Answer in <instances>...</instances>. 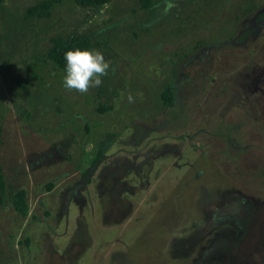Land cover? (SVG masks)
Segmentation results:
<instances>
[{
    "label": "rangeland",
    "instance_id": "374dc122",
    "mask_svg": "<svg viewBox=\"0 0 264 264\" xmlns=\"http://www.w3.org/2000/svg\"><path fill=\"white\" fill-rule=\"evenodd\" d=\"M40 1L0 4V264H264V0ZM74 33L83 93L46 56Z\"/></svg>",
    "mask_w": 264,
    "mask_h": 264
},
{
    "label": "trees",
    "instance_id": "16d2710c",
    "mask_svg": "<svg viewBox=\"0 0 264 264\" xmlns=\"http://www.w3.org/2000/svg\"><path fill=\"white\" fill-rule=\"evenodd\" d=\"M54 0H41L40 2L30 5L27 8V13L29 15L35 16H47L50 11V7ZM110 0H75V2L80 6H102L104 3ZM4 0H0V4L3 3ZM142 2H148L147 0H142ZM51 44L47 50L46 56L52 61L59 69L64 71V52L65 50L72 47H80V48H92V41L88 34L86 33H74L68 36H54L51 38ZM161 101L165 105H170L172 100L171 95V86L167 84L161 94ZM52 183L47 184V188H50ZM3 188V178L0 170V190ZM13 205L17 211L24 214L27 209V203L25 199V190L18 189L13 197Z\"/></svg>",
    "mask_w": 264,
    "mask_h": 264
},
{
    "label": "clouds",
    "instance_id": "9594fccd",
    "mask_svg": "<svg viewBox=\"0 0 264 264\" xmlns=\"http://www.w3.org/2000/svg\"><path fill=\"white\" fill-rule=\"evenodd\" d=\"M172 5L168 3L165 11ZM63 86L81 93L101 85V76L109 69L104 54L96 49L72 47L64 52ZM131 100V97H129Z\"/></svg>",
    "mask_w": 264,
    "mask_h": 264
}]
</instances>
